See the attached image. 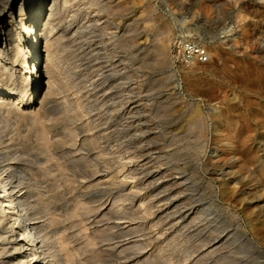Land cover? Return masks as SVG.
<instances>
[{
    "label": "rangeland",
    "instance_id": "obj_1",
    "mask_svg": "<svg viewBox=\"0 0 264 264\" xmlns=\"http://www.w3.org/2000/svg\"><path fill=\"white\" fill-rule=\"evenodd\" d=\"M70 1L37 119L0 113V176L50 264H264V0Z\"/></svg>",
    "mask_w": 264,
    "mask_h": 264
},
{
    "label": "bare ground",
    "instance_id": "obj_2",
    "mask_svg": "<svg viewBox=\"0 0 264 264\" xmlns=\"http://www.w3.org/2000/svg\"><path fill=\"white\" fill-rule=\"evenodd\" d=\"M15 2L14 13L9 5ZM69 2L71 1L0 0V113L2 112L3 116L7 114L16 118H24L31 114V119H37V111L34 110V113L32 107L29 108L33 99H30L31 94L28 95L31 86L28 81L29 78L33 79L36 90L42 89L43 85L46 86L41 99L36 101L39 105L42 99L48 95L50 87L54 86L52 84L56 68L58 69L55 45L59 37L51 36L54 34L52 33V22L57 16V5H67ZM125 2L127 3V0ZM7 15L14 19L13 22H16V25L5 21ZM20 32L23 33V38L28 40L31 58L26 56L22 50ZM23 101L26 102L27 109L24 108L26 110L20 106ZM251 158L249 157V160ZM0 183H3L4 188H7L3 198L0 197V228L10 230L5 238L11 243L9 247L8 245L0 247V256L3 257L0 264H50V258L55 255L50 253L51 248L45 251L44 242L39 237L41 226H37L36 222L28 218L21 208V190L15 191L18 184L9 176L8 179L0 176ZM18 219L25 220L23 227L16 226ZM60 247L61 252H65L64 256L62 254L63 258L65 257L64 260L68 262L71 258L69 250ZM11 251H15L17 256L6 258V255ZM45 254L46 256L43 257Z\"/></svg>",
    "mask_w": 264,
    "mask_h": 264
},
{
    "label": "built area",
    "instance_id": "obj_3",
    "mask_svg": "<svg viewBox=\"0 0 264 264\" xmlns=\"http://www.w3.org/2000/svg\"><path fill=\"white\" fill-rule=\"evenodd\" d=\"M176 60L182 65L191 66L193 64H205L208 61L207 52L203 47L193 41H181L175 46ZM7 188L0 183V197L4 196ZM25 220H17L16 226L23 227Z\"/></svg>",
    "mask_w": 264,
    "mask_h": 264
}]
</instances>
